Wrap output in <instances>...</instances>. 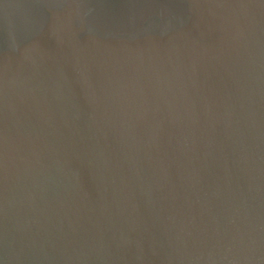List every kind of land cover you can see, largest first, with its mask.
Segmentation results:
<instances>
[{
    "label": "water",
    "instance_id": "1",
    "mask_svg": "<svg viewBox=\"0 0 264 264\" xmlns=\"http://www.w3.org/2000/svg\"><path fill=\"white\" fill-rule=\"evenodd\" d=\"M0 264H264V0H0Z\"/></svg>",
    "mask_w": 264,
    "mask_h": 264
}]
</instances>
